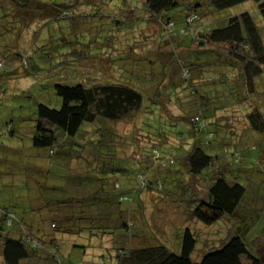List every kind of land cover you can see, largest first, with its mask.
I'll use <instances>...</instances> for the list:
<instances>
[{
    "label": "trees",
    "instance_id": "16d2710c",
    "mask_svg": "<svg viewBox=\"0 0 264 264\" xmlns=\"http://www.w3.org/2000/svg\"><path fill=\"white\" fill-rule=\"evenodd\" d=\"M246 1L257 8L262 21L255 22L248 9L224 14ZM91 13L107 27L106 35L96 32L100 42L92 38L88 44L74 41L73 45L62 34L50 50L57 31L71 29L58 25L60 21L80 25L84 19L90 24L86 18ZM213 14L221 15L220 24L208 20ZM30 20L57 28L56 35L49 33L41 45L38 59L49 67L45 70L49 73L41 76L49 77L60 105L36 103L31 134L34 157L20 156L18 143L5 149L12 167L31 176L30 183L24 182L28 190L23 202L36 205L37 215L22 213L15 195L0 197L3 263L61 264L55 232L85 231L107 235L112 244L117 233L115 264H264L261 246L255 244L252 250L245 242L244 227L197 249L199 238L190 226L192 221L211 225L224 217L241 223L258 210L239 178L251 151H257L255 164L264 169V0H0V27L14 31L0 54L21 44ZM72 30L80 37L90 34L91 27ZM13 54L28 76L39 71L29 60L32 50L18 49ZM4 58L0 55V74L8 77L15 68ZM51 59L58 61L56 66ZM115 60L126 70L125 77L97 80L84 74L85 70L91 73V67L101 71L106 61L108 73H102L109 75ZM7 77L0 76L2 88L20 79L4 80ZM62 78L66 81H59ZM172 103L181 109L177 118L171 116ZM233 106L243 112L249 107L243 117L246 135L227 129L234 124ZM139 116L142 120L134 129L119 130ZM219 130L224 142L219 141ZM5 131L13 135V124L7 123ZM249 133L258 139L249 140ZM54 155L61 159L60 167H66L62 177H70L65 185L47 180L51 169L42 159ZM223 161L241 165L243 172L231 168L230 176L222 168ZM181 165L190 178L204 179V197L197 195L198 187L183 181ZM164 170L170 175L159 173ZM55 192L64 197L55 199ZM148 195L174 207L181 197L189 202L179 204L189 227L180 232L178 252L170 249L174 244L162 241L144 217ZM244 207L248 215L237 217ZM46 220L50 233L41 234ZM193 250L198 251L195 259Z\"/></svg>",
    "mask_w": 264,
    "mask_h": 264
},
{
    "label": "rangeland",
    "instance_id": "374dc122",
    "mask_svg": "<svg viewBox=\"0 0 264 264\" xmlns=\"http://www.w3.org/2000/svg\"><path fill=\"white\" fill-rule=\"evenodd\" d=\"M44 1H52V0H44ZM250 10L255 22L262 21L260 14L257 10V8L254 7L251 1H246L243 3H240L238 5H235L229 9H226L224 11V14H234L239 13L244 10ZM86 10V9H85ZM82 14H84V10L81 9ZM129 15L128 13H126ZM223 14V15H224ZM92 17L86 18L90 19V24L87 23V20H80L83 23H80V25L70 21V20H62L58 23L61 27L69 26L71 29H64L60 33V31L56 30L57 28H52V24H45L42 21H36L30 20L29 23V29L26 31V33H23L20 39L21 44H16L15 46H12L10 49L5 50L3 54H0L4 56L5 64H10L12 68H15L12 70L11 73H9V76L2 75L3 78L6 76L4 80L7 81L8 78H15L20 77V79H14L15 83H10L11 81H8L7 87L2 88L0 86V197L2 198H9L11 195L16 196V200H19L20 205L17 206L18 209L24 213L27 211L28 215H37L36 211V205H32L29 203H26V200L23 202L26 192L28 190L27 184H24V182L30 183L31 176H29L27 173L25 175H21V172H18L19 170L17 168L12 167V164L10 163V160L8 159V151L5 150L8 147H11L13 145L19 144V147H17L18 154L22 157H34L35 151L34 148L31 147V134L33 129V120H34V111H35V105L37 102H43L48 104L51 107H58L60 105V98L55 94L54 89L52 87V84L48 82L49 77H42L41 75L49 73L47 70L49 67L46 66V62H41L40 59H38V55H42L41 53V45H43L49 37V33L56 35L54 38H52V42L50 44V50H52L57 42H54V39H56L57 36H61L62 34L71 40L72 44H74V41L80 42V44L89 43V39L94 38L95 42H100L99 38L96 37V32L100 30L101 36L106 35L107 33V27L105 25H101L99 22L102 20H99V17L96 16L94 13H91ZM94 19L96 22H94ZM213 19H217L216 23H221L222 18L219 14H213L210 15V19L208 20L213 21ZM204 21H207V18L203 19ZM140 22V21H139ZM100 24V25H99ZM260 24V23H259ZM87 28L91 27L90 34L89 33H83L79 37V35H75L72 27L76 28ZM261 26V24H260ZM262 27V26H261ZM15 29V27H14ZM14 31L7 32L6 30L2 29L0 27V51L2 52L5 41L8 42V38L12 36ZM76 32V31H75ZM91 32L93 35H91ZM134 30H131L132 35ZM2 33V34H1ZM37 35L35 36V34ZM125 34H130V32L125 31ZM78 34V33H77ZM51 37V36H50ZM89 37V38H88ZM140 39V36H139ZM86 40V41H85ZM115 40V39H114ZM60 43V41H58ZM93 43V42H92ZM104 43V42H103ZM77 44V43H76ZM119 45V44H117ZM100 46V45H99ZM23 48V49H22ZM20 49L21 51H31L32 55H30V62H34L39 69L37 73H33L31 76H28V73H26L22 67L21 62L19 61V58L16 54L17 50ZM77 49H80L77 47ZM58 50H55L53 53L54 56L57 55ZM91 55L94 53L93 49L90 51ZM113 55V54H112ZM110 55V57H113ZM107 56V55H106ZM3 58V57H2ZM96 59H100L96 58ZM52 66H56L57 62H53L51 59ZM105 67L106 61H105ZM104 66L100 67L101 71L95 69L94 67H91L92 71L89 73L87 70L84 71V74L88 77L101 80V79H108L110 75L115 76L116 79L125 77L126 70L122 67V64H119L117 60L110 65L109 67V75H105L104 73H108V71H105ZM88 68V67H86ZM89 69V68H88ZM67 71L63 70L62 72ZM43 72V73H42ZM61 72V71H60ZM216 72V71H215ZM213 72V75H216V73ZM123 74V75H122ZM102 76L104 78H102ZM106 76V77H105ZM59 81H66L65 78H62V80ZM3 85V84H2ZM6 86V85H4ZM29 89L26 92L23 90ZM150 93L152 94V89H150ZM175 105V107L173 106ZM179 104H170V113L173 118H177V114L181 115V109L178 106ZM177 106V107H176ZM232 109H234L233 114V125H231L229 128H227L229 131L234 132H242L243 135H246V126L247 123L245 121L244 115L246 110L249 109V107H246L244 109V112L240 110L239 107L233 106ZM142 120V116L137 117V119H134L132 122H125L123 125H120L118 128L120 131L124 133H128L130 130L134 129L136 126L140 124V121ZM7 123L13 124L14 127V134L9 135L5 131V127ZM139 123V124H138ZM234 126V127H233ZM218 138L220 137V134L223 132L219 130L218 132ZM249 140H257V136L249 133ZM224 138H219L220 142H224ZM263 143V142H261ZM257 145V150L261 148L262 144ZM18 146V145H16ZM15 147V146H14ZM256 150L251 151V160L249 163L244 164V173L240 175L239 182L245 186L246 189V195L250 194L254 196L255 199V206L257 207L256 215H251L246 218L244 222L239 223L236 219L231 220L227 219L226 217L223 218V220H218L214 222L211 225H205L198 221H192L190 224L192 231L196 232L197 238H199V243L197 246L198 248L204 247L206 244L210 245L212 243L218 242L221 240L220 238L224 236H228L230 231L236 232L238 231V228H243V236L244 240L247 243V245L254 250L255 244H259L262 248V255L264 256V169H262L259 165L255 164L257 159ZM45 163H47L50 167V173L47 178L50 184L55 185H61L66 184V181L70 179V177L63 178L62 176L66 175V167H60V158L58 156H43L42 159ZM223 170H225V173H230V169L233 168L232 172H243V170L239 167L241 165L234 164L230 165L227 161H223ZM236 167V168H234ZM179 168H181V174L183 181L187 183L188 186L191 188L198 187L197 195L199 197L205 196V182L204 179L197 178H190L187 176L186 169H184V166L181 165ZM163 172L165 175H170V171L164 170L160 171L159 173ZM230 176H233L230 173ZM25 177V179H24ZM120 177V176H119ZM118 177V178H119ZM123 177H120V183L122 184ZM132 184L134 183V177L131 180ZM164 183V182H163ZM204 184V185H203ZM167 187V185L165 184ZM163 188H165L163 186ZM36 191V189L34 188ZM41 192H45V189L40 188ZM164 190V189H162ZM165 193H169L168 191H163ZM36 194V192H34ZM55 199H61L63 198V194L61 193H54ZM184 199H187L185 196H183ZM27 199V198H25ZM181 201H178V204L176 206H172L168 204L167 202L162 201H156V199H151V197L148 195V197L145 199L146 201V208H145V215L144 217H147L148 221L150 222V225L153 227V229L157 232V234L162 238V241L168 242L166 244H169L171 247L170 249L174 252H178L179 245H178V237L180 236V232L184 229L185 226L189 227V221L186 220V216L183 217V211L182 208L179 207V204H183L186 206L189 202L183 201L182 197L179 198ZM247 205H249V202H247ZM32 211H29V209H32ZM54 206V205H53ZM179 207V208H178ZM245 210V207H244ZM243 208L239 209V212H237V217H241L240 214H243L245 216L248 215L249 212L247 210L244 211ZM24 211V212H23ZM62 211V212H61ZM61 213H67V210L61 209ZM25 213V214H27ZM247 213V214H246ZM241 218H244L242 216ZM245 219V218H244ZM141 221V220H140ZM187 221V222H186ZM44 225L40 228V233L43 234L46 232L50 233V229L48 228L49 220H46L43 222ZM147 229L149 230L148 226ZM119 233V232H118ZM54 237L58 239V243L60 246L59 249V257L61 260V264H115V248L118 247L119 240L117 239V233H115V238L113 241V244L111 242V239L109 236L105 235L103 237L99 236V234L95 235H89L85 231H80L78 235L74 234H61L58 232H55ZM150 240L154 241V235L151 234ZM203 250V249H202ZM193 250L191 257L196 258L197 254ZM243 261L245 262L246 259L243 258ZM0 264H4L1 256H0Z\"/></svg>",
    "mask_w": 264,
    "mask_h": 264
}]
</instances>
